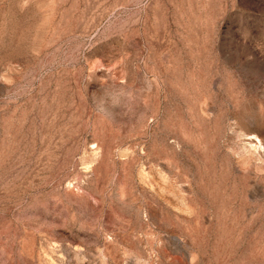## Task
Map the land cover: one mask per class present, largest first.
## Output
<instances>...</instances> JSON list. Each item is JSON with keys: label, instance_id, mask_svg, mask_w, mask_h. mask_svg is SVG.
<instances>
[{"label": "rangeland", "instance_id": "1", "mask_svg": "<svg viewBox=\"0 0 264 264\" xmlns=\"http://www.w3.org/2000/svg\"><path fill=\"white\" fill-rule=\"evenodd\" d=\"M0 264H264V0H0Z\"/></svg>", "mask_w": 264, "mask_h": 264}]
</instances>
